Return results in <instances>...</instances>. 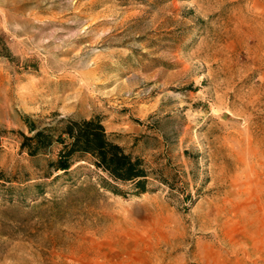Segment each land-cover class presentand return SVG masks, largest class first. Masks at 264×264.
<instances>
[{"label": "rangeland", "instance_id": "obj_1", "mask_svg": "<svg viewBox=\"0 0 264 264\" xmlns=\"http://www.w3.org/2000/svg\"><path fill=\"white\" fill-rule=\"evenodd\" d=\"M0 52V264H264V0H0ZM24 117H98L149 192L47 178Z\"/></svg>", "mask_w": 264, "mask_h": 264}, {"label": "trees", "instance_id": "obj_2", "mask_svg": "<svg viewBox=\"0 0 264 264\" xmlns=\"http://www.w3.org/2000/svg\"><path fill=\"white\" fill-rule=\"evenodd\" d=\"M4 54L8 53L0 52L8 56ZM23 121L28 134H20V150L31 159L45 161L47 178L68 175L75 165L88 163L105 176L102 188L116 196L149 192L151 171L144 160L112 141L98 117H68L44 127L28 117Z\"/></svg>", "mask_w": 264, "mask_h": 264}]
</instances>
